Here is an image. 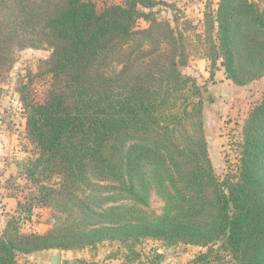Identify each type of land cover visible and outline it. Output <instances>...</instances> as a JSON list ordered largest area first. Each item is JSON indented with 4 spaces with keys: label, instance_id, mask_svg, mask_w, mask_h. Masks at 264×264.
Listing matches in <instances>:
<instances>
[{
    "label": "trees",
    "instance_id": "obj_1",
    "mask_svg": "<svg viewBox=\"0 0 264 264\" xmlns=\"http://www.w3.org/2000/svg\"><path fill=\"white\" fill-rule=\"evenodd\" d=\"M171 3L123 0L97 10L89 0H0V75L9 70L13 47L39 33L52 47L53 77L45 100L26 106L28 135L39 150L27 174L39 185V204L7 214L0 264L72 246L54 230L20 232V216L51 200L102 216L101 241L219 242L235 264H264V102L248 121L237 174L220 180L202 122L204 97L180 70L188 63V37L156 18L157 7ZM204 18L206 34L198 38L212 64L221 61L227 78L245 83L238 76L240 46L249 73L264 75V0H219ZM140 21L150 26L137 30ZM115 60L120 70L107 75L104 67ZM141 160L154 166L166 200L162 216L146 202ZM98 191L119 195L96 212L84 199Z\"/></svg>",
    "mask_w": 264,
    "mask_h": 264
},
{
    "label": "rangeland",
    "instance_id": "obj_2",
    "mask_svg": "<svg viewBox=\"0 0 264 264\" xmlns=\"http://www.w3.org/2000/svg\"><path fill=\"white\" fill-rule=\"evenodd\" d=\"M89 1L95 3L97 10L123 2ZM218 1L202 0L203 5H200L196 0H181L180 5L171 3L169 6H159L156 18L170 20L188 37V63L181 66L180 70L191 76L201 89L204 97L201 115L209 157L216 175L223 180L237 174L248 121L254 108L264 102V75L249 73L253 71L250 64L242 60L240 46L236 52L241 59L238 76L245 83H236L227 78L226 69L220 66L221 61L212 64L206 56L209 50L205 49L206 44L201 43L198 36L206 34L204 13L208 5L215 7ZM176 4L180 12L174 11ZM149 26L150 23L140 21L136 29L143 30ZM37 27V30L43 28ZM35 38L13 47L9 70L0 75V135L3 133L5 136L2 139L4 151L0 164V199L11 194L17 195L24 207L27 203L39 204V185L32 182L27 174L29 160L36 158L39 150L28 135L26 106L29 101L43 102L53 82L49 72L52 47L43 45L47 37L37 33ZM39 40H43V43ZM120 68L121 64L115 60L104 67V72L113 75ZM141 164L143 178L149 183L146 202L154 215L162 216L166 200L155 182L154 166L146 160H141ZM118 195L116 192L98 191L95 197L84 200L99 212L100 208L106 209ZM122 202L131 203L130 200ZM20 217L22 234H45L54 230L56 234L59 232L60 241H70L72 246L20 253L17 257L19 264H48L44 255L56 250L62 253V264H235L219 242L204 246L156 238H140L125 243L117 240L101 241L100 238L106 233L100 227L103 217L89 210L84 214L68 201L59 203L51 200L49 205L37 207L31 214L24 213ZM4 220L7 221V217L4 216ZM115 255L119 258H115Z\"/></svg>",
    "mask_w": 264,
    "mask_h": 264
},
{
    "label": "crops",
    "instance_id": "obj_3",
    "mask_svg": "<svg viewBox=\"0 0 264 264\" xmlns=\"http://www.w3.org/2000/svg\"><path fill=\"white\" fill-rule=\"evenodd\" d=\"M167 2H174L177 3L178 5L181 4V0H165ZM200 5L202 4V0H196ZM217 1V0H215ZM3 137V138H1ZM5 136L2 133V135H0V164L2 162V158H1V153L4 151L3 150V140ZM2 202L0 203V231L5 227L6 221L4 220V216L6 217L7 214H14L19 212L20 210V200L18 199L17 195H7L4 196L3 198L0 199ZM4 214V216H3ZM2 217V219H1Z\"/></svg>",
    "mask_w": 264,
    "mask_h": 264
},
{
    "label": "water",
    "instance_id": "obj_4",
    "mask_svg": "<svg viewBox=\"0 0 264 264\" xmlns=\"http://www.w3.org/2000/svg\"><path fill=\"white\" fill-rule=\"evenodd\" d=\"M44 259L48 264H62V253L60 250L49 251L44 255Z\"/></svg>",
    "mask_w": 264,
    "mask_h": 264
}]
</instances>
